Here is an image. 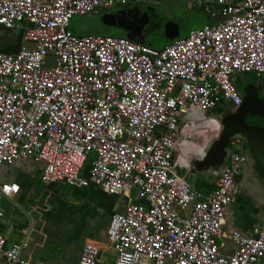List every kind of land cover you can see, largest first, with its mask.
Segmentation results:
<instances>
[{"label":"built area","instance_id":"1","mask_svg":"<svg viewBox=\"0 0 264 264\" xmlns=\"http://www.w3.org/2000/svg\"><path fill=\"white\" fill-rule=\"evenodd\" d=\"M133 1L0 0V26L15 33L7 45L24 30L19 54H0V168L31 161L43 166L44 185L129 198L135 189L140 202L130 199L107 231L114 264H259L264 225L224 231L241 191L242 142L230 141L229 163L205 200L178 175L174 152L189 111L239 108L234 79L264 80V0H188L219 21L164 49L70 30L75 16ZM19 191L0 185V222L3 200ZM29 238L6 248L0 233V264H45L23 256ZM100 254L89 243L78 264H100Z\"/></svg>","mask_w":264,"mask_h":264},{"label":"crops","instance_id":"2","mask_svg":"<svg viewBox=\"0 0 264 264\" xmlns=\"http://www.w3.org/2000/svg\"><path fill=\"white\" fill-rule=\"evenodd\" d=\"M166 1L169 4L170 0ZM190 8L203 10L191 5ZM116 12L119 10L100 13ZM218 21L212 19V23L206 25H216ZM166 42L171 41L166 39ZM234 80L239 92L240 87L243 90L247 87L253 95V104L246 106V115L259 117L264 122V80L254 75H250L247 81L242 76ZM240 94L244 101L243 91ZM236 109L229 105L220 106L211 111V117L208 116L210 112L189 111L181 121L180 138L174 152L177 172L204 200L211 197L229 163L225 148L217 149L223 125L216 113L227 114ZM234 139L242 142L247 162L239 179L240 195L228 209L224 231L247 234L264 225V141H260L258 134L251 139L257 141L251 143L253 146L239 135ZM205 141H210L206 155L202 159L197 158L196 149ZM42 167L31 161H19L0 168V185L20 186L17 195L2 202L5 221L0 222V233L7 236L6 248L23 241L25 232H29V247L23 256L33 262L78 264L84 247L92 243L101 249L100 264H114L115 256L109 249L107 237L111 218L123 212L130 199L140 201L136 196L130 195L129 198L128 194L110 196L93 186L77 190L64 184L44 185L40 178ZM229 249L234 250L231 243ZM259 264H264V257Z\"/></svg>","mask_w":264,"mask_h":264},{"label":"rangeland","instance_id":"3","mask_svg":"<svg viewBox=\"0 0 264 264\" xmlns=\"http://www.w3.org/2000/svg\"><path fill=\"white\" fill-rule=\"evenodd\" d=\"M162 16V29L160 32H156L154 38L157 39V43L154 45L158 48L166 46V39H164L165 27L168 23L176 24L180 27L181 38L190 35L193 31L200 29L203 25L212 23L211 17L203 10L191 9L188 0H170L169 4H166ZM70 29L77 35L86 36H103V37H121L126 38V34L121 30L110 28L102 23V13L99 15H90L86 17L75 16L70 24ZM160 33V35H159ZM8 35H2L0 44L5 46L8 40ZM166 44V45H165ZM252 74H245L242 77L247 81L248 77ZM212 113L208 114L211 117ZM212 128V127H211ZM214 130V128H212ZM231 153L228 150L227 155ZM91 157L94 158L95 154L92 153ZM132 197L135 198L136 191L132 190Z\"/></svg>","mask_w":264,"mask_h":264},{"label":"flooded vegetation","instance_id":"4","mask_svg":"<svg viewBox=\"0 0 264 264\" xmlns=\"http://www.w3.org/2000/svg\"><path fill=\"white\" fill-rule=\"evenodd\" d=\"M166 4L168 5L166 0H137L132 2L129 6L119 10V12H124L122 25L128 30L126 34L131 33L132 37L136 40L144 39L143 43L155 45L157 43V39L154 38V35L162 29V16L164 15L162 10H164ZM104 14L105 13H102V16ZM241 91H243V87H240V92ZM241 108L242 107H239L233 112L227 114L216 113V115H219L218 117L221 122H227L229 126H232L229 128L230 132H234L239 129L243 130L246 126L256 127L264 125V122L259 117H252L250 115H246L243 118V120L245 119V123L243 125L241 117H237L239 113L243 112ZM219 141L217 149H224L226 142L224 132L221 133ZM246 162L247 156L244 164H246Z\"/></svg>","mask_w":264,"mask_h":264},{"label":"water","instance_id":"5","mask_svg":"<svg viewBox=\"0 0 264 264\" xmlns=\"http://www.w3.org/2000/svg\"><path fill=\"white\" fill-rule=\"evenodd\" d=\"M123 13L124 12L106 13L102 17V23L107 27L121 29L127 32L128 30L122 25ZM5 34L8 35L7 37L8 39H11V37L15 35L13 31L6 29L4 26H0V40H1L2 35H5ZM23 36H24V30H20L18 34L16 35V39L13 45H7L4 48H2L0 45V54H6V55L19 54L21 47H22V43H23ZM165 37L168 41H171V42L175 41L176 39L180 37V27L176 24L168 23L165 27ZM126 38L129 39L130 41L138 42V43L140 42L143 43L144 41V39L136 40L135 38L132 37L131 33H128ZM5 42H8V40H6ZM243 94L245 95L243 104L241 106L242 107L241 109L243 112L239 113L237 117H241V122L244 125L245 119L243 120V118L247 114L245 109H246V106H248L249 104L250 105L253 104V98H252L253 95L250 94L249 89L247 87L244 88ZM221 123L223 125V132L225 133V136H226V142H225V147H224L226 151V156H227V152L229 149V143L231 139L235 138L237 135H239L240 137L248 141V143L251 146H253L254 144L253 142H257V141L251 140L252 138H254V135L256 134H258V138L260 139V141H264V128L262 126H256V127L246 126V128L243 130L239 129L237 131L230 132L229 128L232 126H229L227 122H221ZM136 199L137 201H139L138 193L136 195Z\"/></svg>","mask_w":264,"mask_h":264},{"label":"clouds","instance_id":"6","mask_svg":"<svg viewBox=\"0 0 264 264\" xmlns=\"http://www.w3.org/2000/svg\"><path fill=\"white\" fill-rule=\"evenodd\" d=\"M209 143H210V141H205V143L202 147H199L196 149L195 154H196L197 158L202 159L206 155V149H207Z\"/></svg>","mask_w":264,"mask_h":264},{"label":"trees","instance_id":"7","mask_svg":"<svg viewBox=\"0 0 264 264\" xmlns=\"http://www.w3.org/2000/svg\"><path fill=\"white\" fill-rule=\"evenodd\" d=\"M171 43H172V42H166L167 45H166V44H165V45L168 46V45H170ZM0 45H1V44H0ZM6 46H7V44H6L5 46H2V45H1L2 48L6 47ZM152 46H153V48H156V49H164V47H166V46H162V47L158 48V47H156V46H154V45H152ZM89 164H90V161L87 162V164H86V167H85V170H84L85 173H86V171H87V169H88V167H89ZM84 172H83V173H84Z\"/></svg>","mask_w":264,"mask_h":264}]
</instances>
